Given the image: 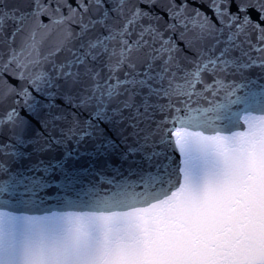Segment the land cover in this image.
I'll return each mask as SVG.
<instances>
[{
    "label": "snow or ice",
    "instance_id": "1",
    "mask_svg": "<svg viewBox=\"0 0 264 264\" xmlns=\"http://www.w3.org/2000/svg\"><path fill=\"white\" fill-rule=\"evenodd\" d=\"M0 264H264V0H0Z\"/></svg>",
    "mask_w": 264,
    "mask_h": 264
}]
</instances>
